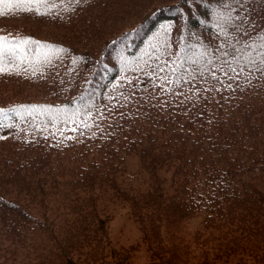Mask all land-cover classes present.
I'll return each instance as SVG.
<instances>
[{"label": "trees", "instance_id": "16d2710c", "mask_svg": "<svg viewBox=\"0 0 264 264\" xmlns=\"http://www.w3.org/2000/svg\"><path fill=\"white\" fill-rule=\"evenodd\" d=\"M17 3H0V264H264V66L222 55L220 0ZM246 8L228 31L251 43L264 0ZM108 204L138 242L115 244Z\"/></svg>", "mask_w": 264, "mask_h": 264}, {"label": "snow or ice", "instance_id": "6c2138e0", "mask_svg": "<svg viewBox=\"0 0 264 264\" xmlns=\"http://www.w3.org/2000/svg\"><path fill=\"white\" fill-rule=\"evenodd\" d=\"M0 3H3V0H0ZM42 3H44V0H28L27 5L17 3L14 5L8 4L5 5V7H8L10 9L19 8L22 11L28 12L32 11L33 8H35L37 14H40V5ZM247 3L248 0H220V7L214 11V16L217 21L216 26L219 29L218 34H223L224 37V42L220 45V48L229 49V51L222 52V55L224 57L233 56L236 62H239L241 56H244L245 59H249L251 57V52L247 51L248 49L256 50L259 57V64L264 66V34H259V40L252 41L251 43H249L248 41H243L241 39L242 35L247 34L246 30L241 32V36H237L235 38H230L229 35V26L238 32L241 31L242 25L245 23L246 16H241L240 13H247L249 11L246 8ZM234 13H236V15H233ZM0 15H3V12H0ZM234 20H239L240 23L234 24ZM2 40L3 38H0V42H2ZM57 51H63V49H58ZM5 52H7V49L0 48V56H2ZM45 60L46 62H50L48 61L47 57H45ZM9 62H11V60ZM249 62L251 63L250 59ZM224 63L229 64L230 62L225 59ZM258 70L264 71V67H261ZM8 71L10 70L6 65L3 64L2 59H0V74L7 73Z\"/></svg>", "mask_w": 264, "mask_h": 264}, {"label": "rangeland", "instance_id": "374dc122", "mask_svg": "<svg viewBox=\"0 0 264 264\" xmlns=\"http://www.w3.org/2000/svg\"><path fill=\"white\" fill-rule=\"evenodd\" d=\"M127 168L131 172L139 168L138 158L135 155L128 157ZM162 174L165 175L166 173ZM106 208H108L112 214L110 230L111 237L115 244L117 246H130L138 242L140 231L137 224L127 215V210L120 204H108V207ZM200 220L201 217L199 216L190 221L189 228L192 232L199 227ZM147 259V254L144 250H141V253L136 256V259L133 260L132 264H142Z\"/></svg>", "mask_w": 264, "mask_h": 264}]
</instances>
